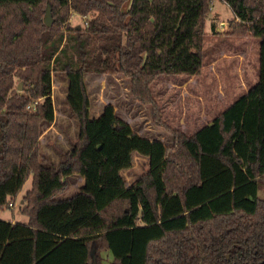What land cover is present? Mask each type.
I'll return each instance as SVG.
<instances>
[{
	"label": "trees",
	"instance_id": "16d2710c",
	"mask_svg": "<svg viewBox=\"0 0 264 264\" xmlns=\"http://www.w3.org/2000/svg\"><path fill=\"white\" fill-rule=\"evenodd\" d=\"M212 1L0 0V213L31 178L19 209L27 222L0 219V264H104L103 253L108 264H264V0H220L233 18L211 33L257 38L258 79L209 124L170 130L165 144L111 105L90 117L85 76L108 74L129 79L157 117L153 82L201 71ZM54 73L78 123L56 166L39 148L54 121ZM134 153L147 170L127 184ZM69 176L82 187L56 199Z\"/></svg>",
	"mask_w": 264,
	"mask_h": 264
},
{
	"label": "rangeland",
	"instance_id": "374dc122",
	"mask_svg": "<svg viewBox=\"0 0 264 264\" xmlns=\"http://www.w3.org/2000/svg\"><path fill=\"white\" fill-rule=\"evenodd\" d=\"M206 18L203 37V66L198 75L160 76L152 84L151 91L155 101L157 117L150 105L142 104L131 94V81L117 74L86 75V87L90 99V117L97 118L106 105H111L118 118L126 122L138 135L150 140H158L165 144L171 142L170 130H178L190 136L204 124H209L221 109L237 99L246 88L253 84L255 70L253 40L247 43L249 62L247 82L240 81L238 76L239 47L243 39H218L213 37L210 24H216L217 33L226 31L228 22L233 18L229 7L220 0H213ZM85 18L72 14L69 23L73 26L84 25ZM257 41V40H256ZM216 44L221 53L215 68L210 69L209 55ZM241 52V51H240ZM228 56V57H227ZM230 56V57H229ZM66 79L64 75H52V100L57 121L54 130L42 137L39 144L40 153L47 164L56 166L64 155L72 148L78 138V123L68 108L65 100ZM159 118V121L156 120ZM50 125H45L46 129ZM147 170V159L136 153L132 155V165L121 172L127 184L137 180ZM67 186L56 199L68 198L83 185L79 176L65 178ZM31 188V178L26 180L14 205L0 213V219L8 222L26 223L27 217L21 214L22 198ZM260 197H264L260 192ZM104 264L110 262L107 253L102 254Z\"/></svg>",
	"mask_w": 264,
	"mask_h": 264
},
{
	"label": "crops",
	"instance_id": "0c3cea01",
	"mask_svg": "<svg viewBox=\"0 0 264 264\" xmlns=\"http://www.w3.org/2000/svg\"><path fill=\"white\" fill-rule=\"evenodd\" d=\"M218 38H220V37H218V36H213V37H210V40H216V39H218ZM221 38H223V39H233L234 37H221ZM234 39H237V38H234ZM239 39H243V41H242V46H240L239 47V51H238V53L239 54H234L235 55V57L237 56V62H238V64H239V69H237V71H238V76H237V78L240 80V81H244V82H247L248 81V79H249V77H247V75H248V67H247V65H249V62H247V54H248V46H247V42L249 41V40H253V44H254V61H253V63H252V66L254 67V70H255V74H254V80H253V84H251L250 85V87L251 86H253L256 82H257V79H258V62H259V40L257 39V38H250V37H245V38H239ZM257 40V41H256ZM241 51V52H240ZM218 53H221V51H220V49L218 48V46L216 45V44H214V46H212V48H211V51H210V55H209V66H210V69H213V68H215V65H217V62H218V60H219V57H218ZM228 57V56H227ZM230 57V56H229ZM249 87V88H250ZM66 88H67V83H66ZM249 88H246L244 91H243V93L244 92H246ZM242 93V94H243ZM241 94V95H242ZM65 97H66V94H65ZM53 98V97H52ZM233 102V101H232ZM232 102H230L229 104H231ZM228 104V105H229ZM227 105V106H228ZM226 106V107H227ZM54 107V106H53ZM226 107H224L223 109H221L215 116H217L218 114H220ZM69 108V107H68ZM215 116H213V118L215 117ZM212 118V119H213ZM56 121H57V117H56V112H55V110H54V121L52 122V124H50V126H48L46 129H44L43 128V130H42V134H41V136H40V139H39V144H41V142H42V137L45 135V134H47L50 130H54V128H53V126H54V124L56 123ZM212 121V120H211ZM204 125H207V123L206 124H204ZM203 125V126H204ZM202 127V126H201ZM200 127V128H201ZM200 128H198V129H200ZM197 129V130H198ZM196 130V131H197Z\"/></svg>",
	"mask_w": 264,
	"mask_h": 264
},
{
	"label": "water",
	"instance_id": "95a60500",
	"mask_svg": "<svg viewBox=\"0 0 264 264\" xmlns=\"http://www.w3.org/2000/svg\"><path fill=\"white\" fill-rule=\"evenodd\" d=\"M43 23L46 27H50L52 24V17H51V12H50L49 6H47L45 9V14L43 17ZM20 89H21V84H19V86H18V90H20ZM93 264H95V263H93Z\"/></svg>",
	"mask_w": 264,
	"mask_h": 264
},
{
	"label": "built area",
	"instance_id": "2783aa9c",
	"mask_svg": "<svg viewBox=\"0 0 264 264\" xmlns=\"http://www.w3.org/2000/svg\"><path fill=\"white\" fill-rule=\"evenodd\" d=\"M28 108H29V106H28ZM32 110H35V109L32 108ZM12 206H13V204L9 203V207H12Z\"/></svg>",
	"mask_w": 264,
	"mask_h": 264
}]
</instances>
